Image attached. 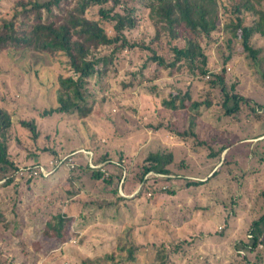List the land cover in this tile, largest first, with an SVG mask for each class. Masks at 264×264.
I'll return each instance as SVG.
<instances>
[{
    "label": "rangeland",
    "instance_id": "1",
    "mask_svg": "<svg viewBox=\"0 0 264 264\" xmlns=\"http://www.w3.org/2000/svg\"><path fill=\"white\" fill-rule=\"evenodd\" d=\"M242 1L245 0H219L221 19L233 18V6ZM248 2L261 10L260 21L264 25L261 19L264 17V0ZM12 4L13 0H0V15L8 16ZM247 23L246 17L243 24ZM152 32V25L143 17L132 34L149 36ZM202 44L208 49L209 65L213 70L219 71L224 66L227 81L236 82L239 93L252 102L263 101L260 65L253 63L246 52H241L238 40L230 39L228 33L219 29L212 33L210 41L204 38ZM250 44L261 48L258 56L264 61V35L253 34ZM36 54V57L23 58L12 57L6 50L0 51V107L9 111L11 121L16 123V133L10 139L9 148L23 172L18 175L17 192L15 187L7 186L1 193L3 207L9 206L4 192L14 194V191L20 199L14 211L6 212L7 218H12L14 212L22 217V225L13 236L0 226L1 262L82 264L83 259L90 258L88 264H156L157 261L164 264H252L258 261V264H264V231L254 250L235 247L241 240L250 243L249 224L257 216V195L264 188V168L243 178L246 187L236 191L229 178L235 181L241 177L243 167L239 165L232 174L223 167L227 178L219 174L211 180V186L187 188L182 181L176 180V185H169L174 189L171 193L152 192L147 187L141 189V185L130 191L132 169L137 162L155 152H170L177 163L184 162L183 168H177V163L172 165L173 170L204 180L220 164L213 163L207 156L209 146L215 150L226 143L222 159L236 144L264 136L252 137L264 132V106L260 118L225 115L218 103L221 95L209 88L205 80L208 76L192 77L184 66L156 71L155 63L151 62L142 70L147 80L138 83V79L143 78L137 74L143 60L134 57L129 61L125 56L114 65V75L92 76L83 86V94L90 106L86 116L73 111L53 112L41 117L39 114L43 109L58 105V75L65 76L69 71L65 56ZM227 56L231 58L223 64V58ZM177 93L184 97L183 109L166 107L163 100L168 101ZM180 98L175 99L176 104ZM205 101H210V105ZM195 103L199 105L195 107ZM192 116L195 139L191 137L185 141L171 133L172 127L181 131L188 126ZM31 118H34L39 133L36 140L18 124L20 119ZM194 140H204L206 144L198 145ZM38 146L57 151L56 166L55 158L52 159L47 150L29 158L25 149L33 152ZM237 149L232 150V155L242 153ZM77 151L81 154L75 155ZM105 152L108 161L96 166L120 175L121 181L124 171L130 172L124 183L127 191H124L125 186L122 190L120 180L114 181L113 187L100 181L93 186V180L84 178V174L79 180L67 181L66 168L72 164V161H65L68 157H75L74 162L84 164L93 154ZM121 161L123 167L116 166ZM211 164L214 166L210 170ZM29 176L33 179L27 183L23 177ZM79 181L84 183L78 194L67 195V188L79 187ZM114 187L127 200L116 199L111 191ZM233 191L240 197L237 203L230 201ZM137 193L140 194L134 196ZM16 196L10 200H16ZM62 211H67L70 216L68 238L64 241L50 239L46 236L45 224L51 214ZM181 239L191 240V244L184 252L174 254L169 245ZM160 254L165 259H157Z\"/></svg>",
    "mask_w": 264,
    "mask_h": 264
},
{
    "label": "trees",
    "instance_id": "2",
    "mask_svg": "<svg viewBox=\"0 0 264 264\" xmlns=\"http://www.w3.org/2000/svg\"><path fill=\"white\" fill-rule=\"evenodd\" d=\"M233 7L234 17L222 20L219 0H13L7 13L8 16L0 15V51L6 50L11 52L12 57L23 58L29 55L36 57V53L39 52L48 53L54 57L65 56L69 72L65 76L58 75V105L43 109L39 114L41 117L53 112L70 113L73 111H77L80 116H86L88 113L86 111H89L90 106L87 97L83 94V86L92 76L102 78L106 75H114L116 72L114 65L119 64L127 56L129 61L134 57L143 60L141 69H138L137 73L143 78H139L138 83H141L142 79L147 80L142 70L147 68L151 62L155 63L156 71L159 68L174 70L184 66L192 77L201 79L205 76L209 77L205 80L209 88L221 95H219L218 103L225 115L239 118L242 114L245 118L249 116L260 118L264 98L261 97L263 101L252 102L249 97L239 93L236 82L227 81L224 66L219 71L210 67L208 49L202 44L204 38L210 41L212 33L219 29L223 33H228L230 39L239 41L241 52H246L247 57H250L253 63L260 65L259 75L261 83H264V61H260L258 56L261 48H255L250 44L253 34L264 35V25L260 21L261 10L251 5L248 0L236 3ZM143 17L152 25L153 32L149 36L132 34ZM246 17L248 23L243 24ZM261 19L264 20V17ZM230 58V56L223 58V64ZM179 97H181L179 104H176L175 99ZM183 99V95L180 96L177 93L170 100H163V104L172 109H183L185 106ZM206 104L210 105V101ZM198 105L199 103H195V107ZM10 117L11 113L0 107V180L4 179L0 183V200L2 189L7 186L15 187V192H17L18 182H20L18 175L23 173L19 169V163L14 160L15 154L9 148L10 139L16 133V123H13ZM18 124L29 132L33 140L37 139L39 133L34 118L20 119ZM194 125V116H192L190 124L183 130L178 131L172 127L170 131L173 135L187 141L188 138L197 137L193 129ZM263 134L264 132H261L252 137ZM194 142L198 145L206 144L204 140H194ZM226 147V143L220 144L215 150L209 146L210 151L207 156L213 163L220 162V164L204 180L190 178L186 173L180 172L181 170L179 172L173 170L171 166L177 162L173 160L170 152L150 153L137 162L132 169L133 181L130 191L141 185V189L147 187L152 192L171 193L174 191L171 186L176 185L174 184L176 180L182 181L183 186L187 188L208 184L211 186V180L219 174L227 178L223 174V167L226 172L232 174L238 168L237 165L243 167L241 177L235 181L231 177L229 179L232 184H235L234 191L246 187L243 178L257 174L264 168V137L236 144L228 149L224 158L221 159V153ZM36 148L37 151L33 152L25 149L29 158L37 156L40 151L47 150L52 155V159L55 158L54 165H57L59 156L54 148L39 146ZM236 148L242 153L232 155V150ZM80 154L77 151L75 155ZM73 158L68 157L65 160L72 161L71 167L66 168L67 181L79 180L82 174L84 178L93 180V186L97 181L106 186H110L114 181H121L120 175L112 174L111 171H106V169L104 171L96 166L100 162L108 161L107 152L99 155L93 154L90 161L95 166H90L87 161L84 164H77ZM36 163L33 162V164ZM123 165L122 161L116 164L119 167ZM182 166H184L183 161L176 164L177 168H183ZM213 166V164L209 165V169L211 170ZM37 173L41 176L40 171ZM129 173L124 171L120 184L122 190L124 186L127 187L124 183L129 178ZM158 174L165 175L159 176ZM23 178H26L27 183L33 179L30 176ZM83 183L79 181V187L65 189L66 194L72 196L78 194V189ZM111 191L116 195V199L127 200L119 195L117 187L111 188ZM124 191H127V188ZM234 191L231 203H237L240 198ZM15 192L13 191L14 194H8V192L2 194L9 199V206L3 207L0 204V226L3 225L10 236H13L22 225V217L18 213L14 212L12 218H7L5 215L6 212L14 211L20 200ZM259 192L257 216L249 224L250 243L244 240L238 241L235 243L237 249L254 250L260 240V234L264 231V188ZM14 196L17 199L10 200ZM66 212L50 215L45 224L48 238L58 241L68 238L69 225L67 223L70 216ZM190 244L191 240L181 239L171 243L169 247L174 254H177L188 249ZM157 259L163 260L165 256L160 254ZM88 263H90V258L82 260V264ZM0 264L4 262L0 261ZM156 264H164V262L157 261ZM252 264H258V261Z\"/></svg>",
    "mask_w": 264,
    "mask_h": 264
},
{
    "label": "built area",
    "instance_id": "3",
    "mask_svg": "<svg viewBox=\"0 0 264 264\" xmlns=\"http://www.w3.org/2000/svg\"><path fill=\"white\" fill-rule=\"evenodd\" d=\"M89 164H90V166H95V165H93L92 163H91V161L89 160Z\"/></svg>",
    "mask_w": 264,
    "mask_h": 264
},
{
    "label": "water",
    "instance_id": "4",
    "mask_svg": "<svg viewBox=\"0 0 264 264\" xmlns=\"http://www.w3.org/2000/svg\"><path fill=\"white\" fill-rule=\"evenodd\" d=\"M261 137H264V136H261Z\"/></svg>",
    "mask_w": 264,
    "mask_h": 264
}]
</instances>
